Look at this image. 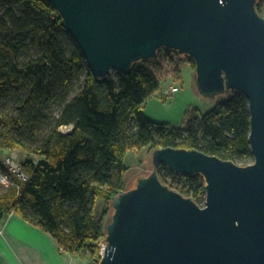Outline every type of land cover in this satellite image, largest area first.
<instances>
[{
    "label": "trees",
    "instance_id": "16d2710c",
    "mask_svg": "<svg viewBox=\"0 0 264 264\" xmlns=\"http://www.w3.org/2000/svg\"><path fill=\"white\" fill-rule=\"evenodd\" d=\"M256 8L264 16V0ZM187 61L196 68L192 57ZM145 62L97 78L49 0H0V111L6 110L0 113V135L8 147L28 149L38 158L23 163L27 181L0 194V222L19 213L66 251L89 254L99 264L98 239L107 235L113 198L129 189L130 150L195 147L238 164L254 158L250 100L244 92L230 91L211 110L195 112L185 127L156 122L144 106L162 82ZM4 124L38 144L28 147ZM63 126L72 130L64 132ZM158 171L172 189L205 202L201 174H178L164 164Z\"/></svg>",
    "mask_w": 264,
    "mask_h": 264
},
{
    "label": "water",
    "instance_id": "95a60500",
    "mask_svg": "<svg viewBox=\"0 0 264 264\" xmlns=\"http://www.w3.org/2000/svg\"><path fill=\"white\" fill-rule=\"evenodd\" d=\"M97 78L128 71L162 48L196 62L202 93L250 100L254 161L160 147L153 169L113 198L99 264H264V16L258 0H49ZM167 165L201 174L205 205L160 179Z\"/></svg>",
    "mask_w": 264,
    "mask_h": 264
},
{
    "label": "rangeland",
    "instance_id": "374dc122",
    "mask_svg": "<svg viewBox=\"0 0 264 264\" xmlns=\"http://www.w3.org/2000/svg\"><path fill=\"white\" fill-rule=\"evenodd\" d=\"M66 42L67 47L72 50L75 48V44L72 40L63 38ZM189 57L178 55L176 51L170 48H162L158 52L155 58L146 60V64L155 71L162 82L158 94L147 99L144 106V111L146 115H149L156 122H165L173 125L175 127H185L188 121L195 116V112L206 113L215 107V105L225 100L230 96L229 92L222 94H217L214 96H208L202 93L197 86V81L195 79L196 68H194L188 60ZM112 74L116 73V70L111 71ZM194 76L196 84L194 83ZM172 86H178L179 92L172 93L170 91ZM2 108V107H1ZM11 110V107L8 106ZM6 112L5 109L1 110L0 113ZM12 117V114H9ZM5 129L10 130L11 136L21 140L28 147H33L38 142H32L30 137H20L19 132L12 129L13 125L4 124ZM48 132L47 127L44 128ZM62 131L68 130L66 126L61 127ZM1 145H0V162H2L5 157L11 155L12 153H17L20 161L25 160L27 157L31 156L30 151L22 148H12L8 147L3 143V136L0 135ZM146 150H136L130 151L127 154L126 160L129 164V173L126 176V181L128 183V188L133 187V180L140 174H149L153 169V159L152 152L150 149ZM255 158H251L249 163L254 161ZM242 165H247L246 163H240ZM5 186V185H3ZM0 186V194L8 191L11 188ZM104 200L99 198L96 203V211L101 213L104 209ZM203 205V204H202ZM4 232L3 226H0V234ZM64 250L63 253H67L73 257L82 256L89 257L92 264H97L96 260L89 254H84L83 252L77 251L76 253H71L65 250L59 245V250Z\"/></svg>",
    "mask_w": 264,
    "mask_h": 264
},
{
    "label": "crops",
    "instance_id": "0c3cea01",
    "mask_svg": "<svg viewBox=\"0 0 264 264\" xmlns=\"http://www.w3.org/2000/svg\"><path fill=\"white\" fill-rule=\"evenodd\" d=\"M0 226L4 229L0 234V264H92L89 257L60 252L54 236L29 223L19 213L9 215Z\"/></svg>",
    "mask_w": 264,
    "mask_h": 264
},
{
    "label": "bare ground",
    "instance_id": "6f19581e",
    "mask_svg": "<svg viewBox=\"0 0 264 264\" xmlns=\"http://www.w3.org/2000/svg\"><path fill=\"white\" fill-rule=\"evenodd\" d=\"M68 130L64 131V132H67V131H70L72 130V127H67ZM13 155V154H11ZM10 156V155H9ZM6 158V157H5ZM27 159H33V162L34 163H37L38 162V158H36L32 153H31V156L30 157H27L25 160H22L20 161V158L18 156L17 160L21 166V174L25 176L26 180L25 179H22L20 176H18L17 173H14L10 170V166L5 164V159L0 162V169L2 170V172L5 174V181H11L10 184L6 185V186H3L1 185V187H8V188H17V187H20V181H27L30 176L25 172V169H24V165L23 163L27 160ZM99 241L100 240H105V242L107 243V239L106 237H100L98 239ZM107 248V247H106ZM99 251V250H98ZM101 257V256H100ZM102 258V257H101ZM100 258V259H101Z\"/></svg>",
    "mask_w": 264,
    "mask_h": 264
},
{
    "label": "built area",
    "instance_id": "2783aa9c",
    "mask_svg": "<svg viewBox=\"0 0 264 264\" xmlns=\"http://www.w3.org/2000/svg\"><path fill=\"white\" fill-rule=\"evenodd\" d=\"M170 91H172V93H176V92H179V87L178 86H172ZM13 155H8L6 158H5V164L9 165L10 166V170L14 173H17L18 176H20L22 179H25V176L21 174L20 170H21V166L17 160L18 158V154L16 153H12ZM11 181H5V174L2 172V170L0 169V186L1 185H8L10 184ZM178 191V190H177ZM180 192V191H179ZM206 202L203 203V206L205 205ZM99 254L100 256H104L105 254V250H106V247H107V243L105 242V240H100L99 242ZM64 250L62 249L61 252H63Z\"/></svg>",
    "mask_w": 264,
    "mask_h": 264
}]
</instances>
